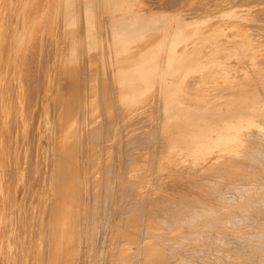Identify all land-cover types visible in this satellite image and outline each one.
<instances>
[{"label": "rangeland", "instance_id": "obj_1", "mask_svg": "<svg viewBox=\"0 0 264 264\" xmlns=\"http://www.w3.org/2000/svg\"><path fill=\"white\" fill-rule=\"evenodd\" d=\"M9 1V8L22 2ZM48 1L30 0L23 15L16 16L1 13L5 2L0 0V264H264V132H256V120L264 118V98L251 100L255 79L264 76V56L261 54L263 58L259 59L261 64L250 57L248 43L254 29L250 17L201 14L227 6L241 9L264 0L137 1L143 10L187 13L171 17L172 22L206 20L198 39L196 33L179 38L170 50L180 42L188 47L184 56L193 53L201 58L210 51L218 56L205 70L196 60L189 68L174 66L163 73L154 64V73L164 76L158 80L159 89L139 96L135 102L119 93L113 67L100 63L99 53L96 59L85 53L89 41L85 31L90 25L85 28L84 16L93 15L94 0H63L60 17L50 18L52 31L42 38L46 19H39L37 13ZM115 2L102 0L110 7ZM79 4L82 17L77 20L75 10ZM262 9L264 12V6ZM69 10L72 29L77 22L80 27V36L72 31V44L60 35L64 23L61 15ZM261 14L257 16L262 24ZM118 19L101 14L90 19L97 28L98 41L103 42L105 61V46L111 44L105 36L112 26L122 24L126 32L135 35L145 30H132L125 20L112 24ZM15 24L32 25L28 39L19 47L11 43ZM257 32L264 35V30ZM76 39L81 40L80 47L74 43ZM154 40L146 41L150 44ZM71 50L72 60H66L64 55ZM216 65L224 72L233 71L238 84L231 86L232 94L219 91L209 107L206 103L211 97L208 94L205 98L206 91L219 90L221 85L204 77ZM161 99L166 100V108ZM44 102L47 108L42 106ZM230 193L232 197L227 198L233 201L226 198ZM241 215L257 223L248 224ZM229 244L233 247H227Z\"/></svg>", "mask_w": 264, "mask_h": 264}, {"label": "bare ground", "instance_id": "obj_2", "mask_svg": "<svg viewBox=\"0 0 264 264\" xmlns=\"http://www.w3.org/2000/svg\"><path fill=\"white\" fill-rule=\"evenodd\" d=\"M24 1V0H23ZM46 1V0H45ZM79 1H81V0H79ZM109 1V0H108ZM137 1H140V0H116V2H115V5L113 6V7H110V6H108V5H105V4H103L102 3V0H94V4H95V6H96V15H99V14H101V15H108V16H116L117 18H122L123 20H125V21H127L128 22V25H129V27H130V29H132V30H134V29H137V28H145V30L142 32V33H140L139 35H138V37L137 38H135V39H127L126 41H125V43H124V46L122 47V49L120 50V54H119V56H120V58H123V60H124V62H125V64L126 65H129V66H134V65H136L139 61H141V60H149L151 63H153V64H155V65H157V67H158V70H159V73H163V71H165V70H167V69H170V68H172V67H174V66H180L181 68H189L190 67V65L192 64V61L193 60H196V63L197 64H199V66H200V68H201V70L202 69H207V67H208V65H209V63L212 61V60H214L215 58H217V54H215L214 52H212V51H210L209 52V54H206L205 55V57L203 56V57H201V58H199V55L198 54H194V55H192L193 53H191L190 54V56H184L183 55V53H184V51L186 50V49H188V47L186 48V44L185 45H183V43H180V42H178L177 43V45L174 47V48H172L171 50H170V48H171V44H173V42H175L177 39H179V38H188V37H190V36H192L193 35V33H196V35H195V37H196V39H198L199 38V36L198 35H200L199 33V31H201V27L202 26H205L206 25V23H205V21L206 20H204V19H196V20H193V21H180V20H178V19H176V21L175 22H172V21H170L171 20V17H179V16H183V14H187V13H185V12H183V11H176V12H171V13H159V12H152V11H149V10H143V8H141L142 6H138V5H136V2ZM191 1V0H190ZM202 1V0H201ZM208 0H204V3L205 2H207ZM212 0H210V2H211ZM256 1V0H255ZM113 2V1H112ZM200 2V1H199ZM248 2V1H247ZM7 3V2H6ZM48 5L47 6H45V7H43L42 8V16H43V19H46V23H44L43 24V31H44V35H45V33L46 32H49V31H52V22H51V19L50 18H52L53 16H58V17H60V14H61V8H62V3H63V0H49L48 1ZM194 3V2H193ZM228 3V2H227ZM246 3V2H245ZM244 3V4H245ZM256 4H250V5H244L243 6V8H241V9H234V8H231L230 6H227V7H225V8H223V9H214V10H207V13H204L203 11V13L201 12V14L202 15H204V14H212V15H218V16H224V17H250V19L252 20V21H254L253 22V33H252V37L250 38V40H249V43H248V51L250 52V57H252L253 59H255L253 62L254 63H257V64H261V62H262V60H261V62H260V60L259 59H261V58H263V56H264V40L262 41L261 40V37L262 36H264L263 34H260V32H257L258 30H264V23H262L261 24V20H262V18L261 17H258L257 16V14L259 15V14H261L263 11V9H262V7L264 6V2H261V3H259V4H257L258 2H255ZM198 4H200V3H198ZM197 4V5H198ZM206 4H208V3H206ZM205 4V5H206ZM217 4H219V3H217ZM4 5V4H3ZM209 5V4H208ZM229 5H231V4H229ZM94 6V5H93ZM196 6V5H195ZM217 6V5H216ZM234 6V5H233ZM76 7H78L76 10H75V15L76 16H78L77 18H79V19H81V17H82V6L79 4V5H77ZM203 7H204V4H203ZM40 8V7H39ZM146 8H147V6H146ZM210 8H213V7H210ZM237 8V7H236ZM13 9V8H12ZM17 9V8H16ZM200 9V8H199ZM201 9H203L202 7H201ZM200 9V10H201ZM198 10V9H197ZM261 10V11H260ZM21 11V10H20ZM161 12V11H160ZM261 12V13H260ZM39 13V12H38ZM16 15H18L17 13H15ZM94 14V15H95ZM200 14V15H201ZM263 15H264V12L262 13ZM261 14V15H262ZM197 15H199V14H197ZM199 15V16H200ZM157 17H161V19H158ZM202 17V16H201ZM210 17V16H209ZM78 19V20H79ZM185 19V18H184ZM264 19V18H263ZM246 20H248V19H246ZM20 21V20H19ZM48 21H50V22H48ZM208 21V20H207ZM213 21H215V20H213ZM213 21H212V23H213ZM217 21V20H216ZM232 21V20H231ZM241 21V20H240ZM255 21H257V22H260V24H257V23H255ZM263 21V20H262ZM230 23V22H229ZM232 23V22H231ZM230 23V24H231ZM223 25V24H222ZM225 25V24H224ZM229 25V24H228ZM249 25H251V24H246V26H249ZM208 26H210V24L208 25ZM233 26V25H232ZM240 26H241V23H240ZM20 27V26H19ZM23 27V26H22ZM27 27V26H26ZM57 27H58V25H57ZM128 27V28H129ZM227 27V26H226ZM245 27V26H244ZM127 28V29H128ZM61 29V28H60ZM126 29V28H125ZM224 29H226V28H224ZM244 29V28H243ZM81 30H82V24H81ZM219 30V29H218ZM231 30V29H230ZM237 30V29H236ZM245 30H246V28H245ZM72 31H73V33H75V34H80V27H79V25H78V22L76 23V25L73 27V29H72ZM126 31V30H125ZM239 31V30H238ZM256 31V32H255ZM19 32V31H18ZM141 32V31H140ZM206 32V31H205ZM139 33V32H138ZM151 33H155L154 34V36H151ZM218 33H220V32H218ZM235 33V31L233 32V34ZM238 33V32H237ZM104 34V33H103ZM213 34V33H212ZM221 34V33H220ZM102 35V34H101ZM229 35H230V33H229ZM236 35V34H235ZM62 36V35H61ZM80 36V35H79ZM109 36V35H108ZM149 36H151V37H149ZM211 36V35H210ZM224 36V35H223ZM226 36V35H225ZM231 36H232V33H231ZM242 36V35H241ZM17 37H18V35H17ZM84 37V36H83ZM153 37L155 38V40L153 41V42H151L150 44L146 41L148 38H152L153 39ZM201 37V36H200ZM206 37V36H205ZM233 37H235V36H233ZM233 37H231V39H232V41H233ZM80 38V37H79ZM91 38V37H90ZM202 38V37H201ZM264 38V37H263ZM81 39H83V38H81ZM92 39V38H91ZM230 39V38H229ZM55 40V39H54ZM109 40V39H108ZM112 40V39H111ZM117 40V39H116ZM217 40V39H216ZM228 40V39H227ZM240 40V39H239ZM94 41V40H93ZM121 41H123V40H121ZM230 41V40H229ZM80 42H81V40L80 39H76L75 40V44L78 46V45H80ZM120 42V41H119ZM224 42H225V40H224ZM223 42V43H224ZM226 42H228V41H226ZM225 42V43H226ZM236 42H238V41H236ZM208 43V42H207ZM222 43V44H223ZM235 43V42H234ZM243 43L245 44L246 42H245V38H243ZM14 44H15V42H14ZM89 44H90V42H89ZM220 44V43H219ZM233 44V43H232ZM197 45H198V43H197ZM206 45L207 44H205V47H206ZM211 45H213V44H211ZM215 45V44H214ZM83 46V45H82ZM228 46V45H227ZM231 46V45H230ZM229 46V47H230ZM233 46H235V45H233ZM247 46V45H246ZM78 47H80V46H78ZM200 47V46H199ZM216 47V46H215ZM237 48V47H236ZM244 48H245V46H244ZM80 49V48H79ZM76 50H78V48L76 49ZM202 50V49H201ZM226 50V49H225ZM231 50V48H228L227 49V51H230ZM203 51V50H202ZM242 51V50H241ZM241 51H240V53H241ZM247 51V52H248ZM219 52H221V50L219 51ZM224 52V51H223ZM5 53V52H4ZM92 53H95V54H98V53H96V52H92ZM95 54H94V56H95ZM261 54H263V56L261 57ZM217 55V56H216ZM222 55V54H221ZM90 56V55H89ZM96 57V56H95ZM94 57V58H95ZM98 57V56H97ZM242 57V56H241ZM92 58V57H91ZM90 58V59H91ZM99 59V58H98ZM245 59V58H244ZM79 60V59H78ZM92 60V59H91ZM234 60V59H233ZM232 60V63L234 62ZM96 61V60H95ZM264 62V61H263ZM235 63V62H234ZM247 64V63H246ZM264 64V63H263ZM54 66V65H53ZM217 67H216V69H214V70H209V71H206L205 72V77L204 78H206V79H208V80H211V81H214V80H216V81H219L220 82V89L219 90H215V91H213V92H209L208 90L206 91V95H204L205 96V98H206V96L209 94L210 95V97H211V99H209L208 101H207V103H206V106H209V107H211L212 106V104H213V98L215 97V95L219 92V91H229V93L230 94H232L233 93V91H232V89H231V86H233V87H235L237 84H238V81H237V79H235V76H234V73H233V71H229V72H224V70H222L221 69V67L219 66V65H216ZM76 67V66H75ZM12 68V67H11ZM114 68V67H113ZM8 69H9V67H8ZM64 71V70H63ZM95 72V71H94ZM88 73H90V72H88ZM258 73V72H257ZM189 74V73H188ZM187 74V75H188ZM77 76V75H76ZM90 76H92V75H90ZM96 76V75H95ZM102 77V76H101ZM110 77V76H109ZM157 77H158V75H157ZM187 77V76H186ZM263 78H260V80H256L255 79V84H253V86H252V88H251V100H252V102H259V101H262L263 100V98H264V76H262ZM30 79V78H29ZM111 79V78H110ZM105 81V80H104ZM109 81V80H108ZM13 82V81H12ZM112 82V81H111ZM103 83V82H102ZM105 84H106V82H105ZM30 86V85H29ZM100 86H102V85H100ZM110 86V85H109ZM115 87V86H114ZM237 87V86H236ZM32 88V87H31ZM64 88V87H63ZM87 88H88V86H87ZM222 88V89H221ZM50 89V88H49ZM77 89V88H76ZM64 92V91H63ZM67 92V91H66ZM72 92V91H71ZM77 92V91H76ZM113 92V91H112ZM88 93V92H87ZM224 93V92H223ZM104 94V93H103ZM224 94H226V93H224ZM71 95V94H70ZM91 95V94H90ZM227 95V94H226ZM34 96V95H33ZM106 96V95H105ZM112 96V95H111ZM34 98V97H33ZM106 98V97H105ZM75 99V98H74ZM27 100V99H26ZM72 100V99H71ZM106 100H108V98L106 99ZM114 100V99H113ZM76 101V100H75ZM58 103V102H57ZM109 103H111V102H109ZM108 103V104H109ZM77 104V103H76ZM75 104V105H76ZM77 106V105H76ZM109 106V105H108ZM115 106V105H114ZM88 107V106H87ZM117 107V106H116ZM2 108H3V106H2ZM76 108V107H75ZM110 108V107H109ZM112 108H114V107H112ZM69 109V108H68ZM108 109V108H107ZM25 110V109H24ZM74 110V109H73ZM46 112H47V110H46ZM62 112V111H61ZM82 112V111H81ZM81 114V113H80ZM97 114V113H96ZM107 115V114H106ZM80 116H82V115H80ZM95 116V115H94ZM74 117V116H73ZM72 117V118H73ZM95 117H97V116H95ZM114 117V116H113ZM121 117V116H120ZM144 117H145V115H144ZM93 118V117H92ZM112 118V117H111ZM114 119V118H113ZM90 120V119H89ZM104 120V119H103ZM151 120V119H150ZM46 121V120H45ZM91 121V120H90ZM89 121V122H90ZM109 121V120H108ZM44 122V121H43ZM101 122H102V120H101ZM204 123H203V121H200V126H202ZM45 125H46V123H45ZM128 125V124H127ZM154 125H155V123H154ZM109 126V125H108ZM141 126V125H140ZM100 127V126H99ZM111 127V126H110ZM157 127V126H156ZM256 127H257V130H256V132H258L259 134H260V132L263 134V132H264V118H258L257 120H256ZM94 128V127H93ZM97 128V127H96ZM76 129V128H75ZM124 129V128H123ZM74 130V129H73ZM95 130V129H94ZM120 130V129H119ZM122 130V129H121ZM152 130V129H151ZM228 133H230L232 136H234L235 135V132H234V130H229L228 131ZM153 134V133H152ZM155 134V133H154ZM159 135V134H158ZM239 135V134H238ZM237 135V136H238ZM77 136V135H76ZM93 136H94V134H93ZM150 136V135H149ZM263 136V135H262ZM89 137V136H88ZM244 137V136H243ZM72 138H73V136H72ZM151 138V137H150ZM154 138V137H153ZM236 138V137H235ZM238 138V137H237ZM246 138V137H245ZM260 139H262V138H260ZM91 140V139H90ZM237 140V139H236ZM74 141V140H73ZM80 141V140H79ZM128 141V140H127ZM158 141V140H157ZM131 142V141H130ZM242 142V141H241ZM76 143V142H75ZM236 143V142H235ZM92 144V143H91ZM115 144V143H114ZM128 144V143H127ZM137 144V143H136ZM245 144V143H244ZM126 145V144H125ZM141 146H142V144H140ZM229 145V144H228ZM76 147V146H75ZM117 148V147H116ZM131 148V147H130ZM145 148V147H144ZM262 148V147H261ZM125 149V148H124ZM133 149V148H132ZM230 149V148H229ZM233 149V148H232ZM115 150V149H114ZM259 150H260V148H259ZM262 150V149H261ZM83 151V150H82ZM129 152V151H128ZM162 152V151H161ZM247 152V151H246ZM257 152H260V151H257ZM115 153V152H114ZM150 153H151V151H150ZM154 153V152H153ZM86 154V153H85ZM144 154H145V152H144ZM249 154V153H248ZM156 155V154H155ZM250 155V154H249ZM259 155H260V153H259ZM259 155H257V156H259ZM263 155V154H262ZM61 156V155H60ZM152 156H153V154H152ZM254 156V155H253ZM261 156V155H260ZM72 157H74V156H72ZM132 157V156H131ZM141 157V156H140ZM143 157V156H142ZM149 157V156H148ZM157 157V156H156ZM252 157V156H251ZM81 158V157H80ZM115 158V157H114ZM122 158V157H121ZM137 158V157H136ZM259 158V157H258ZM144 159V158H143ZM149 159H151V158H149ZM254 159V158H253ZM260 159V158H259ZM138 160V159H137ZM145 160H147V158H145ZM158 160V159H157ZM261 160V159H260ZM149 161V160H148ZM152 161V160H151ZM259 161V160H258ZM263 161V160H262ZM127 162V161H126ZM142 162V161H141ZM150 162V161H149ZM157 162V161H156ZM65 163V162H64ZM63 163V164H64ZM143 163V162H142ZM151 163V162H150ZM241 163H242V161H241ZM245 163V162H244ZM247 163V162H246ZM113 164V163H112ZM132 164V163H131ZM147 163H145V165H146ZM125 165V164H124ZM126 165H128V164H126ZM144 165V164H143ZM133 166V165H132ZM247 166V165H246ZM77 167V166H76ZM130 167V166H129ZM81 168V167H80ZM124 169V168H123ZM213 169V168H212ZM66 170H68V169H66ZM130 170V169H129ZM155 170V169H154ZM74 171V170H73ZM76 171V170H75ZM216 172V171H215ZM211 173V172H210ZM212 173H214V172H212ZM80 174H82V173H80ZM216 174V173H215ZM83 175V174H82ZM210 175V174H209ZM218 175H219V173H218ZM124 176V175H123ZM203 176V175H202ZM243 176V175H242ZM245 176H247V175H245ZM82 177V176H81ZM84 177V176H83ZM212 177V176H211ZM220 177H222V176H220ZM224 177V176H223ZM244 177V176H243ZM260 177V176H259ZM68 178V177H67ZM73 178V177H72ZM202 178V177H201ZM256 178V177H255ZM80 179V178H79ZM83 179V178H82ZM204 179V178H203ZM213 179H214V177H213ZM221 178H219V180H220ZM223 179V178H222ZM231 179V178H230ZM233 179V178H232ZM240 179V178H239ZM257 179V178H256ZM76 180V179H75ZM116 180V179H115ZM211 180V179H210ZM209 180V181H210ZM218 180V181H219ZM224 180H226V179H224ZM228 181H229V179H227ZM254 180V179H253ZM259 180H261L260 178H259ZM263 180V179H262ZM118 181V180H117ZM181 181V180H180ZM190 181H192V180H190ZM201 181V180H200ZM204 181V180H203ZM208 181V182H209ZM221 181V180H220ZM239 181H241V180H239ZM251 181V180H250ZM80 182V181H79ZM135 182V181H134ZM184 182V181H183ZM205 182V181H204ZM230 182V181H229ZM258 182V181H257ZM263 182V181H262ZM115 183V182H114ZM113 183V184H114ZM152 183V182H151ZM186 183V182H185ZM198 183V182H197ZM222 183H224V182H222ZM235 183H236V181H235ZM243 183H245V182H243ZM259 183V182H258ZM264 183V182H263ZM175 184V183H174ZM179 184V183H178ZM191 184V183H190ZM193 184V183H192ZM200 184H201V182H200ZM225 184H226V182H225ZM224 184V185H225ZM238 184V183H237ZM159 185V184H158ZM167 185V184H166ZM165 185V186H166ZM180 185V184H179ZM182 185H184V184H182ZM231 185V184H230ZM234 185V184H233ZM238 185H240V184H238ZM245 185H248V184H245ZM171 186V185H170ZM177 186V185H176ZM176 186H175V188H176ZM187 186V185H186ZM200 186H204V185H200ZM206 186V185H205ZM212 186V185H211ZM236 186V185H235ZM242 186V185H241ZM264 186V185H263ZM73 187V186H72ZM114 187V186H113ZM167 187V186H166ZM166 187H165V189H166ZM189 187V186H188ZM197 187V186H196ZM199 187V186H198ZM216 187V186H215ZM229 187H231V186H229ZM244 187V186H243ZM246 187V186H245ZM244 187V188H245ZM248 187H250L249 185H248ZM259 187H260V185H259ZM262 187V186H261ZM180 188V187H179ZM202 188V187H201ZM241 188V187H240ZM251 188V187H250ZM186 189V188H185ZM189 189V188H188ZM196 189V188H195ZM198 189V188H197ZM212 189H214V188H212ZM242 189V188H241ZM257 189V188H256ZM73 190H75L74 188H73ZM173 190H175V189H173ZM233 190V189H232ZM231 190V191H232ZM247 190V189H246ZM245 190V191H246ZM261 190V189H260ZM146 191H148V190H146ZM197 191V190H196ZM200 191V190H199ZM197 191L199 194H200V192H202V191ZM205 191V190H204ZM209 191V190H208ZM239 191V190H238ZM243 191V190H242ZM249 191V190H248ZM255 191V190H254ZM120 193H121V191H119ZM193 192H194V190H193ZM210 192V191H209ZM214 192V191H213ZM219 192V191H218ZM222 192V191H221ZM237 192V190L234 192V193H236ZM262 192H264V191H262ZM184 193V192H183ZM223 193V192H222ZM221 193V194H222ZM254 193V192H253ZM73 194V193H72ZM86 194V193H85ZM202 194V193H201ZM204 194V193H203ZM208 194V193H207ZM212 194H214V193H212ZM211 194V195H212ZM220 194V195H221ZM255 194H256V191H255ZM259 194H261V193H259ZM236 195V194H235ZM240 195V194H239ZM243 195H244V192H243ZM247 195V194H246ZM121 196V195H120ZM134 196V195H133ZM161 196V195H160ZM200 196V195H199ZM212 196H214V195H212ZM224 196V195H223ZM114 197V196H113ZM128 197V196H127ZM209 197V196H208ZM220 197V196H219ZM227 197H232L231 196V193H230V195L229 196H226V198ZM236 197V196H235ZM243 197V196H242ZM248 197V196H247ZM250 197V196H249ZM264 197V196H263ZM262 197V198H263ZM126 198V197H125ZM206 198V197H205ZM218 198V197H217ZM217 198H216V200H217ZM221 198V197H220ZM220 198H219V200H220ZM238 198V197H237ZM119 199H120V197H119ZM215 199V198H214ZM222 199V198H221ZM228 199V198H227ZM230 199V198H229ZM228 199V200H229ZM242 199V198H241ZM259 199H261L260 197L258 198V201H260ZM166 200V199H165ZM230 200H232L233 201V199H230ZM263 200V199H262ZM144 201V200H143ZM159 201V200H158ZM109 202V201H108ZM112 202V201H111ZM125 202V201H124ZM216 202V201H215ZM224 202H226V201H224ZM229 202V201H228ZM251 202V201H250ZM262 202V201H261ZM137 203V202H136ZM108 204V203H107ZM119 204V203H118ZM199 204V203H198ZM203 204V203H202ZM205 204V203H204ZM233 204V203H232ZM262 204H264L263 202L261 203V205ZM106 205V204H105ZM111 205H112V203H111ZM134 205V204H133ZM147 205V204H146ZM171 205V204H170ZM177 205V204H176ZM243 205H245V204H243ZM247 205V204H246ZM256 205V204H255ZM103 206V205H102ZM110 206V205H109ZM118 206V205H117ZM131 206H132V204H131ZM138 206H140V204L138 205ZM165 206V205H164ZM174 206V205H173ZM264 206V205H263ZM144 207V206H143ZM179 207V206H178ZM209 207H211V206H209ZM215 207V206H214ZM213 207V208H214ZM261 207V206H260ZM142 208V207H141ZM168 208H169V206H168ZM167 208V209H168ZM171 208V207H170ZM207 208V207H206ZM212 208V209H213ZM220 208V207H219ZM239 208V207H238ZM241 208V207H240ZM243 208H245V207H243ZM242 208V209H243ZM264 208V207H263ZM112 209V208H111ZM118 209V208H117ZM166 209V208H165ZM164 209V210H165ZM178 209V208H177ZM184 209V208H183ZM186 209V208H185ZM192 208H190V210H191ZM202 209H205L204 207L202 208ZM216 209V208H215ZM246 209V208H245ZM257 209V208H256ZM255 209V212L258 210V209H262V208H258L257 210ZM120 210V209H119ZM162 210V209H161ZM189 210V209H188ZM196 210H198V209H195V211ZM211 210V209H210ZM219 210V209H218ZM221 210V209H220ZM219 210V211H220ZM244 210V209H243ZM78 211V210H77ZM82 211V210H81ZM87 211V210H86ZM91 211V210H90ZM124 211V210H123ZM129 211V210H128ZM143 211V210H142ZM154 211V210H153ZM159 211H160V209H159ZM180 211V210H179ZM199 211H201V209L199 210ZM208 211V210H207ZM253 211V210H252ZM259 211H261V210H259ZM259 211H257V212H259ZM89 212V211H88ZM120 212H121V210H120ZM130 212V211H129ZM148 212H150V211H148ZM152 212V211H151ZM185 212V211H184ZM183 212V213H184ZM262 212V211H261ZM174 213V212H173ZM172 213V214H173ZM177 213V212H176ZM179 213V212H178ZM182 213V212H181ZM182 213V214H183ZM188 213V212H187ZM217 213V212H216ZM248 213V212H247ZM82 214V213H81ZM110 214H111V212H110ZM122 214V213H121ZM163 214V213H162ZM194 214V213H193ZM200 214V213H199ZM209 214V213H208ZM210 214H211V212H210ZM215 214V213H214ZM106 215V214H105ZM135 215V214H134ZM170 215V214H169ZM169 215H167V216H169ZM189 215V214H188ZM196 215V214H195ZM195 215H192L193 217L195 216ZM202 215H204V214H202ZM207 215V214H206ZM260 215H263V214H260ZM78 216V215H77ZM110 216V215H109ZM146 216V215H145ZM151 216V215H150ZM173 216V215H172ZM199 216V215H198ZM232 216V215H231ZM82 217V216H81ZM135 217H137V215L135 216ZM134 217V218H135ZM147 217V216H146ZM145 217V218H146ZM148 217H149V215H148ZM170 217V216H169ZM196 217V216H195ZM194 217V218H195ZM241 217H242V219L241 220H243V217L244 216H242L241 215ZM245 217L247 218V215H245ZM244 217V221H246L247 219ZM263 217H264V215H263ZM73 218H75L74 216H73ZM77 218V217H76ZM166 218V217H165ZM170 218H172V217H170ZM179 218V217H178ZM193 218V219H194ZM199 218V217H198ZM249 218H251V217H249ZM255 218V217H254ZM259 218H262V216L261 217H259ZM108 219V218H107ZM132 219H133V217H132ZM139 219V218H138ZM142 218H140V220H141ZM177 219V218H176ZM190 219V218H189ZM240 219V218H239ZM258 219V218H257ZM127 220V219H126ZM256 220V219H255ZM262 220V219H261ZM76 221V220H75ZM91 221V220H90ZM92 221H93V219H92ZM95 221V220H94ZM96 221H97V219H96ZM107 221V220H106ZM109 221V220H108ZM119 221V220H118ZM129 222L131 221V220H128ZM165 221V220H164ZM168 221V220H167ZM166 221V223H168ZM170 221V220H169ZM174 222H175V220H173ZM195 221V220H194ZM219 221H224V220H219ZM226 221H228V220H226ZM243 221V222H244ZM250 221V220H249ZM248 220H247V222H248V224L249 223H251V221L249 222ZM254 221V220H253ZM252 221V222H253ZM172 222V221H171ZM180 222V221H179ZM182 222H184V221H182ZM191 222V221H190ZM195 222H197V221H195ZM214 222V221H213ZM242 222V223H243ZM255 222V221H254ZM81 223H82V221H81ZM80 223V224H81ZM98 223V222H97ZM116 223V222H115ZM160 223H162V222H160ZM229 223V222H228ZM241 223V224H242ZM245 223V222H244ZM243 223V224H244ZM257 222H255V224H256ZM78 224V223H77ZM104 224H105V222H104ZM127 223H125V225H126ZM191 224H192V222H191ZM223 224V223H222ZM232 224V223H231ZM237 224V223H236ZM239 224V223H238ZM92 225V224H91ZM111 225V224H110ZM129 225V224H128ZM136 225V224H135ZM167 225V224H166ZM175 225V224H174ZM186 225V224H185ZM212 225V224H211ZM89 226V225H88ZM101 226H102V224H101ZM105 226V225H104ZM109 225H108V223H107V227H108ZM75 227V226H74ZM82 227V226H81ZM91 227V226H90ZM95 227V226H94ZM100 227V226H99ZM237 227V226H236ZM111 228H112V226H111ZM114 228H116V227H114ZM210 228V227H209ZM87 229V228H86ZM85 229V230H86ZM105 229V228H104ZM109 229H110V227H109ZM123 229V228H122ZM89 230V229H88ZM93 231H94V229H93ZM127 231V230H126ZM92 232V231H91ZM99 232V231H98ZM104 232V231H103ZM121 232V231H120ZM122 232H123V230H122ZM102 233V232H101ZM135 233V232H134ZM78 234H80V233H78ZM98 234V233H97ZM105 234V233H104ZM116 234H118V233H116ZM202 234V233H201ZM254 234V233H253ZM253 234H252V236H253ZM257 234V233H256ZM90 235V234H89ZM121 235V234H120ZM132 235V234H131ZM193 235V234H192ZM199 235V234H198ZM245 235H247V234H245ZM73 236V235H72ZM83 236V235H82ZM91 236H92V234H91ZM104 236V235H103ZM106 236V235H105ZM104 236V237H105ZM144 236V235H143ZM194 236H195V234H194ZM84 237V236H83ZM89 237V236H88ZM98 237V236H97ZM107 237H108V234H107ZM118 237V236H117ZM185 237V236H184ZM263 237H264V235H263ZM87 238V237H86ZM91 238V237H90ZM114 238V237H113ZM241 238V237H240ZM255 238H259V236H257V237H255ZM223 239V238H222ZM237 239V238H236ZM261 239V238H260ZM84 240V239H83ZM86 240V239H85ZM219 240V239H218ZM243 240V239H242ZM245 240V239H244ZM88 241V240H87ZM220 241V240H219ZM76 242H77V239H76ZM100 242V241H99ZM224 242V241H223ZM237 242V241H236ZM250 242V241H249ZM149 243V242H148ZM147 243V244H148ZM152 243V242H151ZM165 243H166V241H165ZM226 243V242H225ZM245 243V242H244ZM247 243H248V241H247ZM101 244H103V243H101ZM136 244V243H135ZM220 244V243H219ZM232 244H233V242H232ZM238 244V243H237ZM242 244V243H241ZM250 244V243H249ZM249 244H247L248 246L247 247H249ZM105 245V244H104ZM244 245V244H243ZM242 245V246H243ZM256 244H254V246H255ZM260 245V244H259ZM258 245V246H259ZM74 246V245H73ZM84 246V245H83ZM108 246V245H107ZM148 246V245H147ZM196 246V245H195ZM220 246V245H219ZM233 247V245H230L229 244V246H227V247H230V248H232ZM234 246H236V245H234ZM246 246V245H245ZM263 246V245H262ZM99 247V246H98ZM237 247H238V245H237ZM240 247H241V245H240ZM250 247H251V244H250ZM257 247V246H256ZM74 248V247H73ZM84 248H86V247H84ZM96 248V247H95ZM104 248V247H103ZM145 248V247H144ZM148 248V247H147ZM202 248V247H201ZM259 248H260V246H259ZM101 249V248H100ZM151 249V248H150ZM154 249H155V247H154ZM172 249V248H171ZM174 249V248H173ZM225 249V248H224ZM238 249H242V248H239L238 247ZM74 250H75V248H74ZM105 250V249H104ZM158 250V249H157ZM156 250V251H157ZM234 250H235V248H234ZM86 251V250H85ZM101 251V250H100ZM155 251V250H154ZM153 251V252H154ZM155 251V252H156ZM99 252V251H98ZM102 252V251H101ZM147 252V251H146ZM150 252V251H149ZM203 251H201V253H202ZM208 252V251H207ZM82 253V252H81ZM86 253V252H85ZM148 253V252H147ZM146 253V254H147ZM253 253V252H252ZM88 254V253H87ZM97 254V253H96ZM155 254V253H154ZM188 254V253H187ZM212 254V253H211ZM215 254V253H214ZM235 254V253H234ZM260 254V253H259ZM76 255V254H75ZM83 255H85V254H83ZM91 255V254H90ZM97 255H99V254H97ZM109 255V254H108ZM113 255V254H112ZM140 255V254H139ZM198 255V254H197ZM242 255H245V254H242ZM81 256V255H80ZM166 256V255H165ZM164 256V257H165ZM205 256V255H204ZM85 257V256H84ZM155 257V256H154ZM75 258V257H74ZM105 258V257H104ZM95 259V258H94ZM152 259V258H151ZM189 259V258H188ZM191 259V258H190ZM252 260L254 259V258H251ZM250 259V260H251ZM259 259V258H258ZM79 260V259H78ZM195 260V259H194ZM256 260V259H255ZM262 260V259H261ZM75 261V260H74ZM177 261H179L180 262V260H178L177 259ZM209 261V260H208ZM258 261H260V260H258ZM263 261V260H262ZM81 262V261H80ZM85 262V261H84ZM99 262V261H98ZM192 262V261H191ZM195 262V261H194ZM261 262V261H260ZM264 262V261H263ZM188 263H189V261H188ZM79 264V263H78ZM140 264V263H139ZM143 264V263H142ZM148 264V263H147ZM181 264V263H180ZM185 264V263H184ZM252 264V263H251Z\"/></svg>", "mask_w": 264, "mask_h": 264}, {"label": "crops", "instance_id": "obj_3", "mask_svg": "<svg viewBox=\"0 0 264 264\" xmlns=\"http://www.w3.org/2000/svg\"><path fill=\"white\" fill-rule=\"evenodd\" d=\"M5 2V9L1 13H6L8 15H16L15 13L19 15H23L24 10H25V4L30 1V0H17V1H22L19 6L12 8H9L11 3L9 0H3ZM7 2V3H6ZM7 4V5H6ZM17 8V9H16ZM96 6H92V14L89 17L84 16V22H85V28H88V25H90V29H86L85 34H86V40L88 39L89 41L86 42L85 46V53L86 55H90V57H95L97 54L92 53L96 52L99 53L101 56L100 63L103 61L107 66L114 67L112 68V71L115 72L116 76V85L118 87L119 93H122L125 95L126 100L130 102H135L137 101L138 97L149 94L156 89H159V83L158 80L160 81L161 79L164 78V76L157 77L155 71V65L152 64L149 60H141L139 61L136 65L134 66H129L126 65L123 58H120V50L124 46V43L127 39H135L138 37V35H135V33L132 32H126L124 30V26H112L111 29H109V34L105 36L107 39H112L110 42V46L106 45V54L108 56V59L105 61L104 56H103V51H104V46L103 42H99V36L95 34V31L97 28L93 27L92 24L90 23V19H93L94 16H96ZM21 10V11H20ZM42 10V9H41ZM39 11L38 16L39 19H43L42 16V11ZM70 12V13H69ZM95 14V15H94ZM17 16V15H16ZM61 17L64 19V23L62 25L61 30V37L65 36L66 42H70L72 44V11H67V14H62ZM78 17V16H77ZM65 19L67 21H65ZM79 18H77L78 20ZM118 19V18H117ZM119 22H114L112 24H119L123 23V20H119ZM27 26V27H26ZM26 26H20L15 24L14 29L12 30V35H11V43L12 46L14 47H19L23 45L26 40L28 39V36L30 35V30L32 28V25H26ZM43 28V24H42ZM41 28V29H42ZM19 31V32H18ZM104 33V32H103ZM132 33V34H131ZM42 38L45 36L44 31L42 29L41 31ZM18 35V37H17ZM109 35V36H108ZM1 36V35H0ZM92 39H91V38ZM117 39V40H116ZM94 40V41H93ZM123 40V41H121ZM120 41V42H119ZM15 42V44H14ZM90 42V44H89ZM95 54V56H94ZM65 59H69L70 61L72 60V50L68 53V55H64ZM103 56V57H102ZM96 59V57L94 58ZM107 62V63H106ZM113 74V73H112ZM114 76V75H113ZM140 85V86H139ZM46 91V88L44 89ZM125 100V99H124ZM166 100H162V105H164ZM42 106H45L47 108V103L44 102ZM165 107V105L163 106ZM166 108V107H165ZM0 110H3L2 105L0 103Z\"/></svg>", "mask_w": 264, "mask_h": 264}]
</instances>
